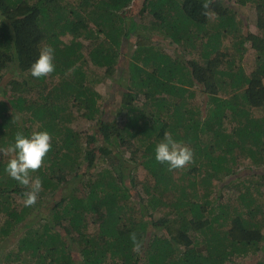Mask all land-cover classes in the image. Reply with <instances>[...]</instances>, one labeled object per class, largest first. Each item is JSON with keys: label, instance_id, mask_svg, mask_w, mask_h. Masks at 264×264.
Segmentation results:
<instances>
[{"label": "trees", "instance_id": "obj_1", "mask_svg": "<svg viewBox=\"0 0 264 264\" xmlns=\"http://www.w3.org/2000/svg\"><path fill=\"white\" fill-rule=\"evenodd\" d=\"M203 2L0 0V76L12 75L0 148L17 131L52 136L33 207L0 153V264H76L62 231L79 264H264V0H213L207 17ZM237 5L253 8L252 28ZM45 46L55 72L36 79ZM107 81L105 97L95 86ZM80 117L91 129L73 126ZM165 132L194 163L155 160ZM241 166L250 172L237 177Z\"/></svg>", "mask_w": 264, "mask_h": 264}, {"label": "clouds", "instance_id": "obj_2", "mask_svg": "<svg viewBox=\"0 0 264 264\" xmlns=\"http://www.w3.org/2000/svg\"><path fill=\"white\" fill-rule=\"evenodd\" d=\"M213 0H204L202 8L203 15H209V9ZM55 50L51 46L40 49L39 56L30 66V74L33 78L40 79L50 76L55 72ZM69 71H72L70 69ZM21 117H13V123H19ZM52 150V136L47 130L34 131L30 137H26L22 131H17L14 143L0 148V153L10 155L5 172L13 180L26 189L23 192L24 207H33L42 191V180L39 176H33L45 165V158ZM155 160L160 164H167L168 170L186 168L194 163V152L185 143L177 141L172 134L165 132L163 139L155 146ZM129 239L133 245L132 250L139 254L143 242L138 238L136 232L129 233Z\"/></svg>", "mask_w": 264, "mask_h": 264}, {"label": "rangeland", "instance_id": "obj_3", "mask_svg": "<svg viewBox=\"0 0 264 264\" xmlns=\"http://www.w3.org/2000/svg\"><path fill=\"white\" fill-rule=\"evenodd\" d=\"M72 1L75 2L76 0H72ZM236 8H238L239 11H240V18H241V20H240L239 26H241V29L243 28V30H244L245 28H247V26L252 28L253 27V22H254V14H253L254 13V10H253V8L251 6H243L242 7V6H239V5H237ZM231 40H233V37L229 36L228 39H227V42H225V44H224L225 48L229 47L231 45V43H233V41H231ZM132 43L133 42H132L131 39L129 41L126 40L125 47H126L127 53H126V56L124 58V60L126 62L124 61L122 63H119V67L121 68V70H123V77H126L127 76V70L128 69H127V64L126 63L128 61L127 59L130 57V54H132L131 53ZM171 52H173V50H171ZM247 56L250 57L251 59L253 58V52H252V50H248ZM120 58H119V61L121 60ZM2 75L0 76V92H2L4 90V88H3L4 85H6L9 82V80L11 79V77H12L11 73H10V75L9 74H6V73H4ZM113 83H114V81H113ZM111 85H112V81L111 82L110 81H107L105 84H103V83H97V85L95 87H96V89L98 91H100V93L103 96L106 97L107 95L105 94V92H107V89ZM117 96L118 97H117V100L116 101L119 102V99L121 98V93L119 92V94ZM2 97L3 96H1V94H0V98H2ZM112 114L113 113H111L109 115V117H112ZM117 119H118L119 122H121L122 117H118ZM93 125H94V122L92 123V122L85 121L82 117H80L79 119H77L75 121V123H74L73 126L76 127V128H78V129H81V130H86L87 128L88 129L89 128L91 129V127ZM136 170H138V171H135V173H134L135 176H136V180L137 179L143 180L144 178H147L146 171L141 170V168H137ZM249 172H250V170H249L248 167L241 166L235 176L239 177V175H247ZM159 214L160 213H158L156 215L158 216ZM95 227L96 226H93V225L90 224V230L89 231L92 232V233L95 232V229H94ZM19 232H20V230H16L11 235L10 243L12 242V240H14V238L17 237V235H18ZM62 234L64 235V239L63 240L65 242L69 243V247L75 253L74 258L77 260V263L76 264H79V261L80 260L78 259V255L76 254V248H77V246L75 245V243H73V242L70 241L71 240L70 239L71 234L70 233H65L64 231H62ZM5 244H7L6 245V248H8L9 243L7 242ZM252 262H253V258L250 257V256H247V257H245L243 259H239L237 261V264H252Z\"/></svg>", "mask_w": 264, "mask_h": 264}, {"label": "crops", "instance_id": "obj_4", "mask_svg": "<svg viewBox=\"0 0 264 264\" xmlns=\"http://www.w3.org/2000/svg\"><path fill=\"white\" fill-rule=\"evenodd\" d=\"M64 38H67V36H66V37H64ZM64 38H63V39H64Z\"/></svg>", "mask_w": 264, "mask_h": 264}]
</instances>
